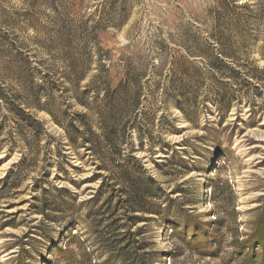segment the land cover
<instances>
[{
  "label": "rangeland",
  "instance_id": "1",
  "mask_svg": "<svg viewBox=\"0 0 264 264\" xmlns=\"http://www.w3.org/2000/svg\"><path fill=\"white\" fill-rule=\"evenodd\" d=\"M133 261L264 264V0H0V264Z\"/></svg>",
  "mask_w": 264,
  "mask_h": 264
},
{
  "label": "trees",
  "instance_id": "2",
  "mask_svg": "<svg viewBox=\"0 0 264 264\" xmlns=\"http://www.w3.org/2000/svg\"><path fill=\"white\" fill-rule=\"evenodd\" d=\"M124 78L125 77L123 76L120 80H118L120 85L126 83ZM109 88H111L110 85H109ZM121 94L123 96V92ZM137 101H138V96H136L135 99L133 98L131 102H137ZM134 106L136 105H133V107ZM101 109H102L101 116H102L103 122L100 123L99 128L102 134L99 135L91 131L90 133L93 138L92 139L93 141H91L92 143H90L91 147L90 146L85 147L87 151H93L95 149L100 150L97 152V154L100 156H101V152L103 149V147L101 146L102 144L108 145L107 146L108 149H112L114 146H116V143L118 142L119 139L115 135L116 133L115 130H119L121 127V125H119V123H117L116 120L112 118V113L105 114L106 108L101 107ZM18 112H19V115L22 114L21 111H18ZM23 115L27 116V118L24 119V121H27L30 123L34 122L33 119L29 115H26V114H23ZM72 123H74V121ZM34 124H38V123L35 122ZM117 133L119 134L121 133V131ZM101 170L102 169H100L99 171ZM118 173H119L120 182L123 185L122 190L125 191V196L127 198L129 208L134 210V212H141V213L145 212L143 211L145 210L144 206L148 203V201L151 198V193H149V189H148L149 187L146 184H144L145 181L142 180L140 176L137 177V179H135L129 170L120 171ZM150 181H152V179ZM3 183L6 184L7 179H4ZM102 188H103V185L101 186V189ZM97 197L98 195L94 196V199H96ZM111 253H112V258H114L115 256V258H117L118 260L123 258L124 256L123 253H121L118 250H115V251L112 250ZM133 264H136L135 261H133Z\"/></svg>",
  "mask_w": 264,
  "mask_h": 264
}]
</instances>
